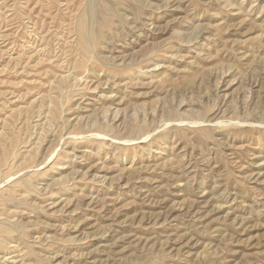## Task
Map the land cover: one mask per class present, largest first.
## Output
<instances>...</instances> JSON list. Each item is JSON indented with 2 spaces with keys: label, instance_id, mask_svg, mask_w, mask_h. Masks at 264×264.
<instances>
[{
  "label": "rangeland",
  "instance_id": "1",
  "mask_svg": "<svg viewBox=\"0 0 264 264\" xmlns=\"http://www.w3.org/2000/svg\"><path fill=\"white\" fill-rule=\"evenodd\" d=\"M0 264H264V0H0Z\"/></svg>",
  "mask_w": 264,
  "mask_h": 264
}]
</instances>
